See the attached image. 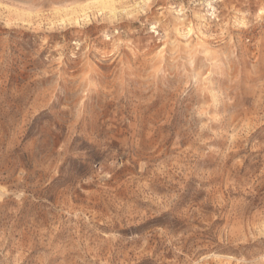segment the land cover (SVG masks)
Listing matches in <instances>:
<instances>
[{
	"label": "rangeland",
	"instance_id": "374dc122",
	"mask_svg": "<svg viewBox=\"0 0 264 264\" xmlns=\"http://www.w3.org/2000/svg\"><path fill=\"white\" fill-rule=\"evenodd\" d=\"M0 264H264V0H0Z\"/></svg>",
	"mask_w": 264,
	"mask_h": 264
}]
</instances>
